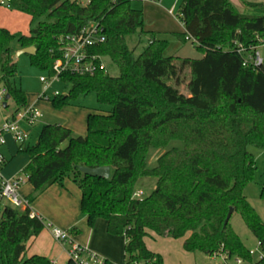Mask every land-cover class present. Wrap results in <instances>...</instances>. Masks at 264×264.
Returning a JSON list of instances; mask_svg holds the SVG:
<instances>
[{
    "label": "trees",
    "instance_id": "16d2710c",
    "mask_svg": "<svg viewBox=\"0 0 264 264\" xmlns=\"http://www.w3.org/2000/svg\"><path fill=\"white\" fill-rule=\"evenodd\" d=\"M131 1L9 0L6 8L26 13L30 25L27 35L0 27V84L16 104L13 113L25 105L26 97L14 83L12 41L19 48L33 46L30 63L50 75L54 60L61 57L63 38L98 23L105 41L92 51L117 69L116 75L106 65L91 75H59L69 89L49 99L54 107L93 93L109 110L88 112L84 135L44 124L33 145L19 146L28 155L23 172L33 187L27 199L31 203L50 185L69 179L80 190L79 209L87 226L103 219L108 234L125 238V264H165L146 246L148 231L181 238L188 252L250 260L230 218L225 224L224 218L232 207L261 244L264 223L243 191L256 168L248 146L264 151V4L257 5L262 13L246 14L229 0H181L177 17L183 32L176 35L183 43L186 35L191 37L201 55L187 60L189 95L182 96L156 79L172 70L163 55L167 42L144 29L143 13ZM144 34L149 38L135 55ZM238 45L247 50L261 46L262 63L253 69L243 66ZM172 140L182 146L167 148L149 167L148 150L164 148ZM78 166H108L109 177L86 175ZM140 177L155 178L154 187L134 197ZM260 197L264 199V180ZM43 227L41 220L29 217V208L5 205L1 264H51L45 256L25 255L27 241ZM68 231L72 235L75 230ZM66 264L74 263L68 259ZM104 264L115 263L105 259ZM253 264H264V256Z\"/></svg>",
    "mask_w": 264,
    "mask_h": 264
},
{
    "label": "rangeland",
    "instance_id": "374dc122",
    "mask_svg": "<svg viewBox=\"0 0 264 264\" xmlns=\"http://www.w3.org/2000/svg\"><path fill=\"white\" fill-rule=\"evenodd\" d=\"M78 1L83 2L85 0ZM229 1L238 12L249 11L246 6L240 3V0ZM180 3L181 0H132L130 2L132 8L142 11L144 29H158L159 32H155L156 38L166 40L167 45L163 51V55L168 57L169 60L172 55L189 58H197L200 56V53L194 48L190 41L183 43L177 37L176 34L182 33L183 31L170 28L169 23L166 21L168 19L175 23L180 22L177 17L178 5ZM168 11L171 13H168ZM0 27L8 29L11 33L27 35L30 27L29 16L24 12L7 9L0 5ZM148 38L149 35L147 34L141 36V43L135 46V55L141 51ZM130 44L132 43L130 42ZM10 46L14 49L13 59L17 67L14 83L24 91L26 97L25 105L19 108V110L23 107L33 106L41 113L31 125H27L23 122L20 123L21 127L28 132V138L25 140V144L33 145L36 142L39 131L44 124H60L69 127L73 136L82 135L86 131L85 118L88 112L95 111L102 113L109 110L108 105L97 102L93 93L79 94L68 104L62 105L61 107H54L49 99L53 97L55 91L61 95L66 94L69 89V84L52 82L45 88V84L41 82L39 78L48 77L47 70L39 69L32 65L28 54H17L19 46L16 41H12ZM259 51L262 53V48H260ZM103 63L106 65L108 72L111 75L117 74L115 65H113L107 57L103 58ZM170 65L171 64L168 65L169 71ZM174 65L179 68L182 86L184 87L186 80L190 81L191 79L188 67H185L181 60ZM167 79L169 78L166 76L162 80L165 81ZM2 88L3 86L0 84V90ZM42 94L45 96L40 97ZM6 104L7 107H3L0 102V121L2 116H11L16 110V104L11 98L6 101ZM65 144L66 142L63 143V146ZM172 146L181 147L182 143L178 140H172L164 148H150L146 156L147 165L153 167L158 155ZM9 148L11 152L16 148V144L12 141L9 142ZM248 150L254 157L256 168L252 181L248 183L243 193L264 223V199L260 197V189L264 180V151L252 146H248ZM1 152L5 158L9 160L8 164L2 168V174L4 176H9L15 173H19L21 176H24V174L27 175L23 172V168L27 163L26 153H16L10 159V154L4 147L1 149ZM70 182L72 188L77 190L75 183L72 181ZM154 183L155 178L153 177H140L135 183L134 190L140 189L142 191L141 197H143L150 193L154 187ZM30 188L31 184L26 182V184L20 187V193L28 192L30 191ZM229 222L244 246L253 252L250 256V260L241 259V264H253L257 262L260 257L264 256L263 247L258 239L251 234L237 212L231 214ZM103 223L105 224L103 219H98L95 222V226L103 227ZM144 241L150 250L159 253L162 256L165 264H217L222 261L221 256L223 253H219L216 257H211L199 251H185L182 248L181 238L159 237L154 235L151 231H148V235L144 237ZM124 243L125 240L123 236H109L107 243H105V247L112 252L113 263L115 264H124V261L126 260L123 249ZM98 254L106 259L102 254ZM226 264H235L234 257L228 258Z\"/></svg>",
    "mask_w": 264,
    "mask_h": 264
},
{
    "label": "built area",
    "instance_id": "2783aa9c",
    "mask_svg": "<svg viewBox=\"0 0 264 264\" xmlns=\"http://www.w3.org/2000/svg\"><path fill=\"white\" fill-rule=\"evenodd\" d=\"M0 5L8 8L9 0H0ZM168 13L171 12L168 11ZM185 39L193 42V39L187 35ZM104 41L103 29L98 23H88L77 33L66 35L63 38L61 57L54 60L52 64V73L48 77H40L39 80L45 84L46 88L52 82H60L59 75L62 72L67 71L79 75H91L98 68H104L102 57L92 51V49ZM260 48L262 47L252 46L247 50L238 45L237 51L243 53L242 65L252 69L260 65L263 61L262 53L259 51ZM55 94H58V92L55 91ZM4 95L5 89L2 88L0 90L1 103L4 101ZM44 96L42 94L40 97ZM40 114L38 109L28 106L12 113L11 116L3 117L0 121V220L5 205L18 209L29 208V217L41 220L43 226L50 230L54 240L67 245L68 258L74 264H104L105 259L96 251L87 245L77 242L68 230L59 228L49 221L42 220L40 215L31 209L27 196L20 193V187L27 182V175L21 176L17 173L11 177H5L2 174L1 169L6 159L1 152V147L6 144V137L9 136L16 144L22 145L28 138V132L21 127L20 123L23 122L31 125ZM141 195L142 191L140 189L133 192L134 197H141ZM249 253L253 254L251 250H249ZM217 255L213 254L211 257H216ZM231 257H234L235 264L242 263L238 256ZM231 257L222 254V261L217 264H226V260ZM133 264L137 263L134 262Z\"/></svg>",
    "mask_w": 264,
    "mask_h": 264
},
{
    "label": "crops",
    "instance_id": "0c3cea01",
    "mask_svg": "<svg viewBox=\"0 0 264 264\" xmlns=\"http://www.w3.org/2000/svg\"><path fill=\"white\" fill-rule=\"evenodd\" d=\"M80 2L84 4L87 2V0ZM240 3L249 9L248 12L244 11L241 13L257 14V13H262L263 11V7H258L257 5L264 4V0L261 1L240 0ZM166 21L169 23L170 28H173L178 31L180 30L183 31V26L181 22L175 23L172 20H168V19ZM150 30L154 32H159L158 29H150ZM179 59L182 61V63H184L186 67L187 60L190 58L180 57L179 55H172L171 59L168 61V63L171 64L170 65L172 69L171 73L163 75L156 79L158 81L160 80L161 82H164L166 85H169L176 93L182 96H188L189 95L188 87L190 81L186 80L183 87L179 68L174 65L175 63H179L180 61ZM166 76L169 79L163 81L162 79H164V77ZM143 111L146 113V115H148L146 107H143ZM3 117L4 116L1 117V120ZM11 141L14 142L9 136H7L6 144L3 146L10 154V159L14 156V154L21 152L19 151V145L16 144L15 142L14 143L16 144V148L10 152L9 142ZM23 145H26L25 142L23 143ZM3 147H1V149ZM8 162L9 160L6 159L2 168H4L6 164H8ZM27 162H28V155H27ZM15 174H11L5 177H11ZM70 183H71L70 180L66 178L64 179L62 185L59 184L50 185L30 203L31 209L34 212H36L38 215H40L42 220L49 221L53 225L59 228H62L64 230L74 229L75 231L72 232V236L77 242L87 245L92 250L102 254L109 261L114 262L112 257L113 256L112 252H110L105 247V243H107L109 236H115V235H110L106 232V222L105 224L103 223V227L102 226L97 227L95 226L96 225L95 223L92 227L87 226L85 216L80 212L79 209L80 190L78 189L77 186H75L77 187V190L73 189ZM24 184H26V182ZM32 189L33 187L31 186L30 191L23 192L21 194L27 196L32 191ZM67 249L68 247L66 244H62L54 240L50 230L48 228L43 227L42 230L36 236L31 237L27 241L25 255L26 256L42 255L48 258L51 264H66V262L69 259Z\"/></svg>",
    "mask_w": 264,
    "mask_h": 264
},
{
    "label": "water",
    "instance_id": "95a60500",
    "mask_svg": "<svg viewBox=\"0 0 264 264\" xmlns=\"http://www.w3.org/2000/svg\"><path fill=\"white\" fill-rule=\"evenodd\" d=\"M34 52H35V48L33 46H28V47L19 48L17 51V54L26 53V54L32 55ZM8 99H9V94L5 93L4 101L2 103L3 107L6 106V101ZM78 170L86 175L98 176V177H103V178L109 177V173H110L108 166H98V167L78 166ZM232 212H233V208L229 207L227 214L224 218V224L229 220ZM261 244L264 250V238L261 240Z\"/></svg>",
    "mask_w": 264,
    "mask_h": 264
}]
</instances>
